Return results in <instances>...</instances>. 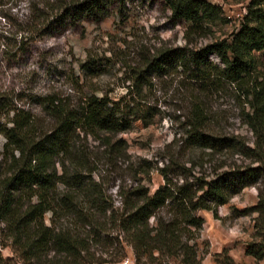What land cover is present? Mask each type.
Segmentation results:
<instances>
[{"label":"trees","instance_id":"obj_1","mask_svg":"<svg viewBox=\"0 0 264 264\" xmlns=\"http://www.w3.org/2000/svg\"><path fill=\"white\" fill-rule=\"evenodd\" d=\"M241 1V0H236ZM0 0V6L6 4ZM104 0L67 3L55 0L38 17L17 33H45L66 21L82 16L97 17ZM177 21L187 22L191 32L211 30L224 20L222 7L209 0H167ZM239 28L226 39H216L198 50L176 47L158 51L131 77L127 92L119 99L96 94L69 106L57 96H46L47 112L54 120L49 130L38 127L34 115L24 109H11L0 101V135L5 138L0 152V264H103L113 262L98 254V246L127 242L137 262L143 256L160 255L180 264H203L198 254V232L204 219L198 210L212 211L218 217L220 206L249 186L264 182V0H250ZM56 12V13H55ZM21 34L16 46L24 44ZM217 54L220 63L210 60ZM182 68L189 72L192 89L205 91L226 81L237 85L247 98L246 123L256 134L255 147L234 143L231 138L204 130L206 111L202 98L192 91L193 120L187 123V143L209 149H234L255 158L256 165L231 166L211 179L186 178L173 183L161 168L164 183L153 193L145 185L119 190L121 205L116 206L108 188L93 173L95 162L89 148L77 143L80 133L102 137L110 156H118L121 143L112 136L129 130L135 121L153 122L155 113L146 107L144 94L156 74ZM91 71L97 70L95 68ZM195 85V86H194ZM208 118V116H207ZM101 134H105V137ZM168 208L167 219L161 212ZM257 212L255 238L247 253L264 258V197L244 211ZM155 218V224L151 219ZM10 247L14 256L3 250ZM18 257V261L14 257ZM217 264H238L224 250Z\"/></svg>","mask_w":264,"mask_h":264},{"label":"rangeland","instance_id":"obj_2","mask_svg":"<svg viewBox=\"0 0 264 264\" xmlns=\"http://www.w3.org/2000/svg\"><path fill=\"white\" fill-rule=\"evenodd\" d=\"M53 1L5 0L6 4L0 6V101L11 109L30 111L38 127L45 130L55 123L47 112L46 96L60 97L72 107L86 95L119 99L127 92L131 77L158 51L176 47L198 50L216 39L228 38L239 28L250 0H209L222 7L224 20L204 32H191L187 22L177 21L167 0H104L97 17L84 15L74 22L68 20L44 34L17 33L38 17L36 11L47 9ZM21 34L27 38L16 46L15 40ZM210 60L220 63L217 54H212ZM90 67L97 70L91 71ZM261 73L264 74V65ZM189 75L179 68L154 76L152 86L146 87L144 93L145 108L155 113L153 122L138 120L126 132L111 135L112 143L123 145L117 157L109 155L102 137L84 133L77 136V143L85 144L96 160L93 175L108 188L116 206L122 203L119 190L145 185L153 193L164 183L161 168L173 183L181 184L186 178L209 180L231 166L257 164L253 156L234 149L212 150L187 143V123L195 118ZM194 92L202 98L206 111L204 130L255 147L257 136L245 116L250 108L237 85L223 80L203 92ZM0 118L8 119L6 113ZM4 141L0 135V152ZM260 192L264 197V182L245 188L219 207L218 217L209 210L197 211L204 225L191 243H198L203 264H217L224 250L238 264H264V258L247 253L248 244L260 240L254 237L258 213L244 214L259 202ZM161 215L168 219L171 213L166 208ZM155 222L152 218L151 223ZM117 234L111 232L115 245L97 247L98 254L113 261L103 264H180L157 251L152 258L143 256L137 262L132 247L114 238ZM3 253L14 256L10 247ZM14 259L18 261V257Z\"/></svg>","mask_w":264,"mask_h":264}]
</instances>
